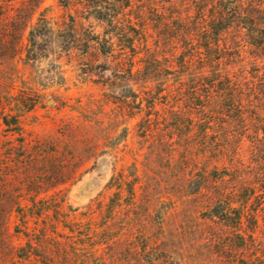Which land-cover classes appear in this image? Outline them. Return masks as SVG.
<instances>
[{
	"label": "trees",
	"instance_id": "1",
	"mask_svg": "<svg viewBox=\"0 0 264 264\" xmlns=\"http://www.w3.org/2000/svg\"><path fill=\"white\" fill-rule=\"evenodd\" d=\"M160 1L168 6L143 5L139 27L135 0L80 3L110 26L104 54L118 46V69L146 85L142 138L157 136L159 156L167 152L206 247L221 264H264V0ZM42 3L0 0V67L14 64L27 32V58L38 57V40L53 29ZM1 95L0 126L23 135ZM17 141L0 142V264L182 263L153 219L151 198L139 196L137 170L119 172L107 185L113 194L78 214L66 186L79 181L80 156L53 142Z\"/></svg>",
	"mask_w": 264,
	"mask_h": 264
},
{
	"label": "rangeland",
	"instance_id": "2",
	"mask_svg": "<svg viewBox=\"0 0 264 264\" xmlns=\"http://www.w3.org/2000/svg\"><path fill=\"white\" fill-rule=\"evenodd\" d=\"M42 1L39 12L49 18L53 29L43 31L38 40V57L27 58V32L23 52L14 64L0 67V93L10 102L6 112L20 116L23 133L12 135L8 130L15 127L2 125L0 142L7 138L15 144L21 138L53 142L60 152L80 156L79 181L66 186L68 205L78 214L86 212L100 195L108 198L113 194L107 185L119 172L137 170L139 196L142 202L147 195L151 198L153 219L163 222L169 248L181 264H221L205 245L195 205L184 196L186 188L177 180V170L169 167L167 152L159 156L158 137L142 138L143 118L151 111L146 101L141 107V100L149 94L140 76L118 69V46L110 55L104 54L102 37L110 26L96 20L80 0ZM144 4L146 8L168 6L160 0H152L150 5L146 0H135L130 14L136 27L139 11L148 14ZM41 14L35 16L33 24ZM147 23L153 27L154 23ZM93 33L101 36L99 44L92 41ZM155 38L154 34L149 43ZM149 86L156 93V83ZM17 103L34 107L28 111L23 105L18 108Z\"/></svg>",
	"mask_w": 264,
	"mask_h": 264
}]
</instances>
